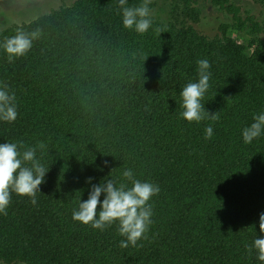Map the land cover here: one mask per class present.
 Instances as JSON below:
<instances>
[{
    "label": "trees",
    "instance_id": "1",
    "mask_svg": "<svg viewBox=\"0 0 264 264\" xmlns=\"http://www.w3.org/2000/svg\"><path fill=\"white\" fill-rule=\"evenodd\" d=\"M172 2L160 20L152 0L143 35L123 27L118 0H75L0 31L2 42L41 30L14 63L0 50V85L18 112L0 121V144L44 142L36 156L49 169L35 205L12 193L0 214V264H264L246 248L264 237V133L242 137L264 112V20L235 0ZM205 4L219 12L212 21ZM200 59L211 65L202 103L219 120L190 123L179 93L198 81ZM127 169L160 192L149 201L147 238L121 248L117 224L101 231L72 213L106 178L131 187Z\"/></svg>",
    "mask_w": 264,
    "mask_h": 264
},
{
    "label": "clouds",
    "instance_id": "2",
    "mask_svg": "<svg viewBox=\"0 0 264 264\" xmlns=\"http://www.w3.org/2000/svg\"><path fill=\"white\" fill-rule=\"evenodd\" d=\"M151 4L152 0H142L138 6H130L128 0H118L123 27L140 35L145 34L153 25ZM41 34L39 28L31 32L17 29L14 35L5 37L0 42V50L5 53L7 62L14 63L26 56L32 49L33 42L38 40ZM197 65L198 81L187 83L179 93L183 108L180 115L190 123H199L205 119L217 121L218 112L209 113L202 103L210 87L211 65L207 59L198 60ZM17 116L15 93L10 91L7 84L0 85V121L12 123ZM253 121L242 130L244 143H251L264 133V112L254 115ZM212 135L213 128L209 126L205 129V139H210ZM45 148L46 145L42 141L35 147L27 148L22 141L0 144V214L8 215L7 209L11 203L12 193L28 197L33 205L36 204L37 193H41L40 185L44 183V177L49 170L40 162L36 153L39 149L43 154ZM122 175L125 181L130 182L131 187L125 182L117 184L111 178L93 185L87 200L80 199L78 208L72 213V219L101 231L115 223L118 225L119 235L125 237L119 246L136 247L139 240L147 238L145 234L153 222L151 219L153 210L149 201L159 194L160 187L136 179L131 169L124 170ZM90 181L91 178L88 182ZM102 194L104 199L101 202ZM259 229L264 233V213L259 217ZM246 248L249 254L255 249L257 259L264 262V237L255 238L253 244Z\"/></svg>",
    "mask_w": 264,
    "mask_h": 264
},
{
    "label": "rangeland",
    "instance_id": "3",
    "mask_svg": "<svg viewBox=\"0 0 264 264\" xmlns=\"http://www.w3.org/2000/svg\"><path fill=\"white\" fill-rule=\"evenodd\" d=\"M75 0H0V31L24 22L32 21L42 15L49 13L64 5H71ZM156 6L154 15L160 20H165L173 8L172 0H155ZM243 6L244 10L255 13L264 20V8L255 4L252 0H235ZM204 15L209 21L215 19L219 12L205 4L201 7ZM207 29V33H210ZM228 36L236 38L239 42L247 46V38L242 34H236L235 31H229ZM259 43V42H258ZM257 43V44H258Z\"/></svg>",
    "mask_w": 264,
    "mask_h": 264
}]
</instances>
